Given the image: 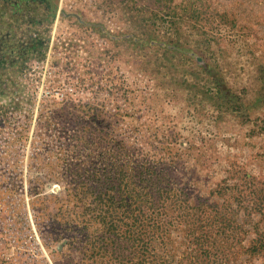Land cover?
Wrapping results in <instances>:
<instances>
[{
	"label": "rangeland",
	"instance_id": "1",
	"mask_svg": "<svg viewBox=\"0 0 264 264\" xmlns=\"http://www.w3.org/2000/svg\"><path fill=\"white\" fill-rule=\"evenodd\" d=\"M77 1L73 7L63 1L48 23L0 17V28L4 23L12 34L8 47L30 40L33 31L44 40L22 45L35 52L15 57V72H0V264H92L60 236L56 215L63 196L57 178L70 155L53 111L67 101L118 114L116 133L129 149L124 162H175L180 186L220 207L236 208L234 197L247 192L245 175L264 183V112L247 123L220 119L184 89L191 78L183 58L165 61L159 51L110 41L143 29L179 37L213 59L231 86L252 91L253 76L264 69V0ZM42 16L35 12L28 20ZM172 238L164 257L178 262L184 247ZM240 244L246 249L247 238ZM243 248H235L238 261L230 264H261L242 255ZM112 258L98 264H118Z\"/></svg>",
	"mask_w": 264,
	"mask_h": 264
},
{
	"label": "trees",
	"instance_id": "2",
	"mask_svg": "<svg viewBox=\"0 0 264 264\" xmlns=\"http://www.w3.org/2000/svg\"><path fill=\"white\" fill-rule=\"evenodd\" d=\"M54 9L52 6L53 15ZM77 23L84 22L77 18ZM173 37L143 29L139 35L128 32L111 36L110 41L132 50L159 51L165 61L183 58L182 67L191 78V82L184 81V89L194 98L199 95L220 119L227 116L247 123L258 117L252 118L254 113L264 112L263 68L253 76L252 91L235 88L213 59ZM29 51L35 52L33 47L1 48L0 72H15V57ZM56 108L54 119L63 125L61 139L68 141L70 155V159L62 160L57 178L63 196L56 199V215L62 228L60 236L82 259L88 258L92 264L112 257L118 264H230L237 263L235 248H243L240 243L247 238L242 255L259 258L264 264V183L257 186L245 175L247 192L234 197L236 208L220 207L208 197L186 192L174 176L175 162L158 166L124 162L121 158L129 149L116 133L118 114L71 101ZM215 195L213 191L210 196ZM172 237H180L184 247L178 262L164 257L166 249L173 246Z\"/></svg>",
	"mask_w": 264,
	"mask_h": 264
},
{
	"label": "flooded vegetation",
	"instance_id": "3",
	"mask_svg": "<svg viewBox=\"0 0 264 264\" xmlns=\"http://www.w3.org/2000/svg\"><path fill=\"white\" fill-rule=\"evenodd\" d=\"M58 1L57 0V5H58ZM52 6L55 8L54 9V15L56 13L57 7L58 6H54L51 5V3H44V0H0V17L4 18L6 17V19L8 21H11L15 17V15L19 16L21 15L19 18H23L26 20L27 23H29V21H33L32 24L37 23L38 24H42V23H48L49 20L51 18L54 17V15L51 13V8ZM42 13V19L41 20H28L29 16L31 14L34 13ZM53 12V11H52ZM0 18V20H1ZM5 20V19H4ZM2 27L0 28V49H7L8 45L5 43H8L12 40V34L11 32L7 29L10 28L9 26L6 28L4 23L1 25ZM13 47H15L16 49H22V46H18V45H13ZM24 54L21 56H19L20 59H23Z\"/></svg>",
	"mask_w": 264,
	"mask_h": 264
},
{
	"label": "built area",
	"instance_id": "4",
	"mask_svg": "<svg viewBox=\"0 0 264 264\" xmlns=\"http://www.w3.org/2000/svg\"><path fill=\"white\" fill-rule=\"evenodd\" d=\"M63 1H67V2H71L72 4L70 5V7H73V5H76V3H79V1H77V0H59V3H58V7H57V9L58 10H60V9H62V6H63ZM63 7H65V6H63ZM32 34V37H30L31 39L30 40H28V41H26V38H21L20 40H18L17 42H15V44H18V46H22V45H27L28 47L31 45V43L30 42H38L39 41V43L41 44L42 42H44V40H39L38 38V34H36V33H34V31L33 32H31L30 33V35ZM22 35L23 36H26V35H24L23 33H22ZM19 36V35H18ZM38 43V44H39ZM20 44V45H19ZM23 47V46H22Z\"/></svg>",
	"mask_w": 264,
	"mask_h": 264
}]
</instances>
